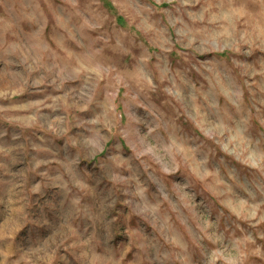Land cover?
<instances>
[{"label":"rangeland","instance_id":"rangeland-1","mask_svg":"<svg viewBox=\"0 0 264 264\" xmlns=\"http://www.w3.org/2000/svg\"><path fill=\"white\" fill-rule=\"evenodd\" d=\"M0 264H264V0H0Z\"/></svg>","mask_w":264,"mask_h":264}]
</instances>
